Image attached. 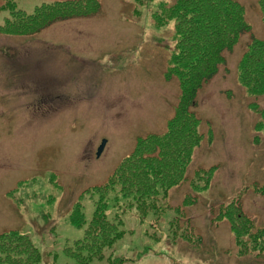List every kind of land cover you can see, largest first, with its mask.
<instances>
[{
    "label": "rangeland",
    "instance_id": "obj_1",
    "mask_svg": "<svg viewBox=\"0 0 264 264\" xmlns=\"http://www.w3.org/2000/svg\"><path fill=\"white\" fill-rule=\"evenodd\" d=\"M67 1L81 0H14L27 15ZM98 1L91 17L34 36L0 35V235L29 236L42 264H76L64 250L84 239L94 218L99 198L87 192L108 184L139 139L166 134L180 99L178 81L165 78L175 22L158 28L154 20L162 2L170 9L176 0ZM235 1L264 41L258 0ZM7 18L0 11V28ZM251 41L246 36L225 54V65L198 94L194 113L203 141L187 184L170 194L183 215L168 210L158 224L154 213L140 220L119 206L127 236L106 261L93 264H264V137L258 134L264 101L239 83ZM198 171L201 178L192 183ZM188 195L194 204L184 206ZM79 200L82 228L70 223ZM111 208L109 221L117 215ZM237 217L248 232L242 247L231 232ZM174 219L191 234L189 243L169 238Z\"/></svg>",
    "mask_w": 264,
    "mask_h": 264
},
{
    "label": "trees",
    "instance_id": "obj_2",
    "mask_svg": "<svg viewBox=\"0 0 264 264\" xmlns=\"http://www.w3.org/2000/svg\"><path fill=\"white\" fill-rule=\"evenodd\" d=\"M258 4L264 24V0H258ZM100 5L98 0L54 2L37 9L34 15H27L18 11L14 0H0V11L10 14L0 28V35L34 36L55 24L91 17L99 12ZM160 9L161 13L154 16L158 28L175 22L176 46L165 78L168 82L176 79L179 83L178 107L166 134L139 139L133 154L120 164L108 184L87 192L99 198L94 218L84 239L64 250V256L76 264L106 261L107 254L125 239L124 213L119 206L127 205L140 220L154 213L159 216L158 224L168 210L183 215L180 206L170 205V194L187 184L195 154L203 141L199 133L201 122L194 113L198 108V94L225 65V54L233 53L246 36H251L252 41L239 65V83L250 96L264 101V41L254 37L243 5L235 0H176L170 9L162 2ZM261 117L258 134L264 137V111ZM259 139L256 136L253 142L259 144ZM213 170L208 172L209 176L213 175ZM200 174V171L196 173L192 183L201 178ZM206 190L208 188L203 191ZM186 197L184 206L193 205L194 201L188 199L191 196ZM112 204L117 215L109 221ZM83 209L79 200L70 214V223L77 228L86 224ZM239 220L241 217L230 224L237 246L242 247L248 232L238 225ZM167 228H173L169 236L173 244L190 242L191 234L180 230L178 219L168 220ZM198 241L201 243L200 238ZM128 262L125 259L114 263L110 259L109 263ZM42 263L43 257L29 236L16 231L0 235V264Z\"/></svg>",
    "mask_w": 264,
    "mask_h": 264
},
{
    "label": "water",
    "instance_id": "obj_3",
    "mask_svg": "<svg viewBox=\"0 0 264 264\" xmlns=\"http://www.w3.org/2000/svg\"><path fill=\"white\" fill-rule=\"evenodd\" d=\"M106 144H107L106 142H103L101 148H100L99 151H98L97 157H100V156L102 155V153H103V151H104V148H105Z\"/></svg>",
    "mask_w": 264,
    "mask_h": 264
}]
</instances>
